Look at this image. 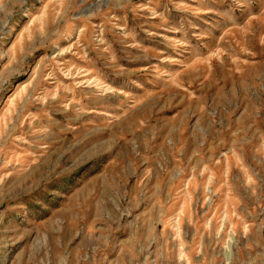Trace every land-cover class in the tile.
Segmentation results:
<instances>
[{"label": "rangeland", "instance_id": "374dc122", "mask_svg": "<svg viewBox=\"0 0 264 264\" xmlns=\"http://www.w3.org/2000/svg\"><path fill=\"white\" fill-rule=\"evenodd\" d=\"M0 264H264V0H0Z\"/></svg>", "mask_w": 264, "mask_h": 264}]
</instances>
